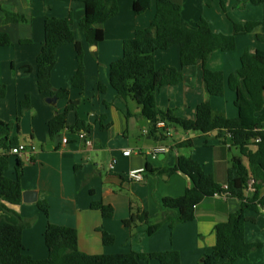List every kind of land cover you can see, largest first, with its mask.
I'll list each match as a JSON object with an SVG mask.
<instances>
[{"label":"crops","instance_id":"0c3cea01","mask_svg":"<svg viewBox=\"0 0 264 264\" xmlns=\"http://www.w3.org/2000/svg\"><path fill=\"white\" fill-rule=\"evenodd\" d=\"M181 1L184 25L193 27L204 17L215 31L227 35L233 33V22L245 24L264 17L261 7L246 5L238 9L243 0H227L226 13L222 11L219 0ZM117 2L120 11L104 25V41L98 46H91L80 30V22L85 15L82 3L74 0H0L6 11L24 15L28 20L26 23L5 25V14L0 11V31L8 33L13 42L10 47H0V85L7 87L6 97L0 100V120L6 123L14 121L20 102L29 95L31 110L23 115L19 131L14 129L12 137H17L20 144H33L38 149L31 161L23 160L22 189L23 194L28 193V198L11 207L31 223L23 232L25 253L38 261L49 257L44 235L48 224L52 223L75 229L79 250L89 255L177 251L182 264H202L203 255L216 245L217 227L238 211L240 202L221 197L207 198L197 207L194 221L180 224L173 230L166 224L152 237L147 236L146 227L138 228V234L132 238L130 229L123 224L130 216L131 202L144 208L149 214L150 224H156L162 217L163 199L183 196L191 182L181 173H145L143 181L134 182L129 179V172L146 169L147 166L152 171L173 168L178 156L183 155L199 162L207 174L213 175L218 184L226 187L232 150L217 140L215 133L208 137L199 133H180L178 130L168 141L158 142L150 134V123L142 117L141 107L131 99L125 106L118 99L110 85V67L121 59L124 41L133 38L136 30L147 28L152 23L155 6L136 16L133 0ZM213 8H216L215 18L208 14V10ZM69 14L72 15L76 41L81 43L84 51L85 88L81 91L72 86L77 69L75 44L58 50L51 83L55 90L70 91V100L79 102L78 107L68 115V127L72 128L77 119L91 125L92 131L87 134L92 146L69 129L53 138L49 136V122L63 113L68 103L58 99L56 103H51L48 101L51 97L40 94L37 88L35 66L45 40V19L67 18ZM260 32L261 29H257L253 34L237 36L225 50L212 55L209 69L223 72L226 78L224 98L210 97L206 92L201 62L194 67L181 68L178 46L157 52L156 69L174 67L182 70L184 75L180 85L165 87L157 93V107L161 111L174 110L179 118L192 120L196 117V108L209 101L216 113L229 119L237 118L235 88L228 86L227 79L238 71L244 54L264 50L263 44L254 38ZM21 41L31 43L22 45ZM99 83L106 87L104 93L99 91ZM102 125L107 129L102 130ZM64 138L69 140L67 145L62 143ZM186 140L193 142V148L178 150L176 144ZM161 146L168 148L166 153L156 158L149 155ZM129 150L131 156H124L123 152ZM113 160L117 163L111 171ZM15 164V161L11 162L9 177H13ZM40 201L48 203L49 217L39 209ZM99 201L114 208L112 218H104L99 211L91 208L93 202ZM247 216L254 218L255 222L246 224V241L262 244L263 248L236 264H264V212H248ZM100 229L115 237L112 246L103 244ZM141 264L159 263L150 261Z\"/></svg>","mask_w":264,"mask_h":264},{"label":"trees","instance_id":"16d2710c","mask_svg":"<svg viewBox=\"0 0 264 264\" xmlns=\"http://www.w3.org/2000/svg\"><path fill=\"white\" fill-rule=\"evenodd\" d=\"M85 6V15L80 22V30L91 46H98L104 41V25L116 17L120 11L117 0H74ZM210 1V0H204ZM221 9L227 12L226 1L219 0ZM155 6V17L147 28L135 31L133 38L123 44L121 59L110 67V85L125 106L128 100L135 101L141 107L142 117L150 123V134L158 142H166L164 130L157 127L164 122L173 133L182 130L185 133H199L213 136L230 150L236 149L239 156L230 161L227 170L226 187L217 183L215 177L207 174L203 166L191 157L179 155L176 165L169 169L152 171L149 174L173 175L181 173L188 177L191 186L178 198L163 199V211L160 221L150 224L148 212L138 204L130 203V216L123 222L132 236L140 226L146 227L148 237L154 236L164 225L173 230L180 224L189 223L196 218L197 207L207 198L219 195L225 199H236L240 202L237 212L229 215L226 221L217 227L216 245L202 257V264H236L247 260L250 255L263 248L262 244H250L245 238L246 224L255 222L247 216L248 212H264V50L246 53L240 61V68L227 79L228 86L235 88L234 106L238 117L229 119L216 113L212 104L207 101L196 108L195 119H182L176 111H161L156 104L157 93L165 87L180 85L184 80L182 70L164 66L155 67V54L167 51L174 46L180 48V65L182 69L202 63L203 81L210 97L224 98L226 78L223 72L212 71L208 65L212 55L225 50L240 35H249L261 29L254 38L264 44V17L260 21H249L245 24L233 22L231 35L217 32L209 20L204 17L193 27L183 24L181 0H133V12L141 16ZM246 5L264 7V0H243L238 9ZM5 14L4 24L26 23L24 15L8 12L0 5ZM45 40L36 59L37 88L40 94L67 101L63 113L58 114L48 124L51 138L64 130L91 133L92 127L85 121L77 119L76 124L68 127V115L78 107L79 102L70 100V91L55 90L51 83L52 72L57 63V52L61 47L75 44L77 69L72 78V86L81 91L85 88V62L81 43L76 41L72 15L67 18L48 17L44 23ZM31 41H21L28 45ZM13 45L10 35L0 31V47ZM27 70H31L28 68ZM99 91L104 93L106 87L98 84ZM7 95L6 85H0V100ZM31 110V97L27 95L18 107V116L14 121L0 120V149L20 145L17 137H12L14 129L19 131L23 115ZM129 115V113H127ZM102 130L107 129L101 126ZM179 149L193 148V142L186 140L176 144ZM15 161L13 177L8 176L11 162ZM24 162L21 158L0 152V264H141L157 261L159 264H182L180 253L166 251L143 254L129 252L113 255H89L78 247V233L75 229L49 223L44 235L49 251L46 260H34L25 253L23 232L31 226L11 207L20 205L23 200L22 177ZM252 192L250 196L249 193ZM39 209L49 217V205L46 201L38 203ZM93 210L99 211L104 218H112L115 210L103 202H93ZM102 240L105 246H112L115 237L102 229Z\"/></svg>","mask_w":264,"mask_h":264},{"label":"built area","instance_id":"2783aa9c","mask_svg":"<svg viewBox=\"0 0 264 264\" xmlns=\"http://www.w3.org/2000/svg\"><path fill=\"white\" fill-rule=\"evenodd\" d=\"M157 127L159 129L164 130V134L167 137H171L173 135V131L171 129L166 128V124L164 122L158 123ZM75 134L78 136V138L82 141H84L87 145L92 146V142L88 140V134L85 131H79L75 132ZM62 143L64 145H67L69 143V140L67 138H64L62 140ZM168 150L167 147L161 146L158 147L157 149L152 150L149 155L156 158L159 154L166 153ZM37 147L33 144H20L16 147L7 149L6 151H2L0 149V152L6 153L7 155H13L16 157L21 158L22 160L26 161H31V158L33 155L37 154ZM132 152L129 151H124L123 155L124 156H131ZM117 161L113 160L112 163L110 164V170L113 171L115 169ZM146 171L145 169H135L129 172V179L134 182H141L144 180V175ZM216 197H220L219 195H216Z\"/></svg>","mask_w":264,"mask_h":264},{"label":"rangeland","instance_id":"374dc122","mask_svg":"<svg viewBox=\"0 0 264 264\" xmlns=\"http://www.w3.org/2000/svg\"><path fill=\"white\" fill-rule=\"evenodd\" d=\"M254 10L255 9H258V8H253ZM263 7H261L260 8V11H263ZM216 8H213L212 10L210 9V10H208V14L212 17L213 16V18H215L216 17ZM221 13V12H220ZM255 13V15H257V12H254ZM246 15H248V14H246ZM263 48H264V44H263V46H262ZM214 64H217V62L216 63H214ZM180 131V133H182L183 131L182 130H179ZM240 154H239V152L236 150V149H233L232 150V157H234V156H239ZM142 227H144V226H140L139 228H142ZM137 231H138V229L136 230V231H134L133 232V237L132 238H134L135 236H136V234H138L137 233ZM126 247H129V245L128 246H126Z\"/></svg>","mask_w":264,"mask_h":264},{"label":"water","instance_id":"95a60500","mask_svg":"<svg viewBox=\"0 0 264 264\" xmlns=\"http://www.w3.org/2000/svg\"><path fill=\"white\" fill-rule=\"evenodd\" d=\"M94 48H96V47H94ZM48 101L51 102V103H56L57 102V98H55V97L54 98H50ZM215 134H217V132H215ZM27 198H28V193H24L23 194V200L26 201Z\"/></svg>","mask_w":264,"mask_h":264}]
</instances>
